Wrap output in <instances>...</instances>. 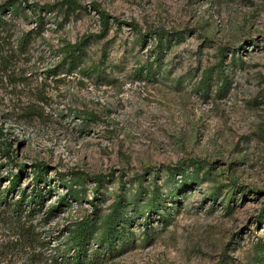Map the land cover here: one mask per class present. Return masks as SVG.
Instances as JSON below:
<instances>
[{
    "label": "rangeland",
    "instance_id": "rangeland-1",
    "mask_svg": "<svg viewBox=\"0 0 264 264\" xmlns=\"http://www.w3.org/2000/svg\"><path fill=\"white\" fill-rule=\"evenodd\" d=\"M75 1L0 0V191L48 176L41 211L0 206V264H73L83 218L106 250L89 264H264V0ZM79 40L83 62L48 73ZM57 176L80 196L48 215ZM117 206L127 238L100 247Z\"/></svg>",
    "mask_w": 264,
    "mask_h": 264
},
{
    "label": "trees",
    "instance_id": "trees-1",
    "mask_svg": "<svg viewBox=\"0 0 264 264\" xmlns=\"http://www.w3.org/2000/svg\"><path fill=\"white\" fill-rule=\"evenodd\" d=\"M12 4L10 7L11 12H15V6L14 4ZM64 4L68 7H78V3L75 0H65ZM91 7L92 10L98 15L99 21L102 24V29L107 30L110 22V16L105 11L100 10L94 4H92ZM29 8L31 15L34 19L35 26H37V28L42 27L44 25V18L43 16H41V13H43L42 9L36 6ZM5 25L6 22L2 20V17H0V29H5ZM162 37L163 35L159 31L155 33L156 42H162ZM24 42L25 41H22L19 46L17 45L16 49H23L22 47H24ZM82 46L83 40H79L74 43H64L59 49V52L61 54L62 65H59L58 67L53 66L47 69L48 73L52 74L53 76H57L63 71L79 66V64L83 62V57L85 54L82 49ZM81 68L82 67H80L79 69ZM60 69H63V71H61ZM58 176L61 175L59 174ZM58 176L57 179L59 180V182L66 186V192L63 196H58L56 205H48L46 210V214L48 215L57 214V211L61 207L70 206V199L77 202L80 196V191L75 189L74 184H70L69 181H66L65 179H63V177L60 178ZM47 177L48 176L45 166L40 165V167L34 170V180L32 182V185H30V187L27 189L19 190L18 195H16L17 197H10V194L14 192L13 189L15 183L18 181L19 178L16 175L11 176V178L8 179L10 183L9 188H7L5 191H0V206L2 207V210L6 213H11L12 215L18 217L22 215L31 216L35 212L41 211L45 204V194L43 193L45 191V188L40 184L45 183ZM94 180L95 182L100 183L98 179ZM77 183H80V181L76 182V184ZM158 201V197L154 193H152L151 199L149 200L148 207L146 208V210L151 212L153 211L157 215H160L159 206L162 207L163 202L161 203V201ZM91 204L94 205L92 201ZM120 216L121 213L118 209V206L113 208V210L106 216L101 233L98 235L97 238L96 244H98V246L100 245V247H102L104 243L110 246H114L116 240L117 242H120V240H124L125 238H127L122 229V226L120 225ZM91 239H93V229L90 225V222L86 218H83L77 225H75L74 229L70 233L71 247L69 250H73L74 253L71 256V259H74L73 264H89L90 260L92 259V256L101 253V251H99L101 249H99L97 251H94L91 255L87 254L86 246L91 242ZM105 252L101 254H104Z\"/></svg>",
    "mask_w": 264,
    "mask_h": 264
}]
</instances>
